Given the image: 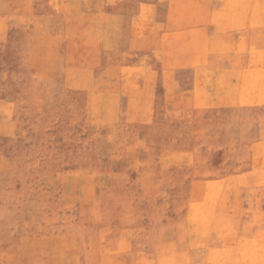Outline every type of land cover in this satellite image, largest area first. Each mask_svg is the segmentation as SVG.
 <instances>
[{"label":"rangeland","instance_id":"374dc122","mask_svg":"<svg viewBox=\"0 0 264 264\" xmlns=\"http://www.w3.org/2000/svg\"><path fill=\"white\" fill-rule=\"evenodd\" d=\"M0 264H264V0H0Z\"/></svg>","mask_w":264,"mask_h":264}]
</instances>
